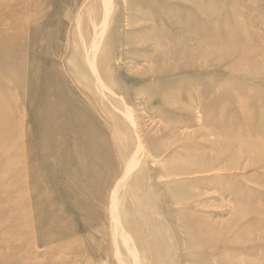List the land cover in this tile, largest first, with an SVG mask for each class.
Wrapping results in <instances>:
<instances>
[{"label":"rangeland","instance_id":"1","mask_svg":"<svg viewBox=\"0 0 264 264\" xmlns=\"http://www.w3.org/2000/svg\"><path fill=\"white\" fill-rule=\"evenodd\" d=\"M92 1L0 0V264H119L109 206L120 159L114 145L110 161L74 151L78 126L64 138L53 123L61 96L47 75ZM112 4L105 55L127 110L114 121L121 145L148 154L122 197L142 264L157 244L163 264H264V0Z\"/></svg>","mask_w":264,"mask_h":264},{"label":"bare ground","instance_id":"2","mask_svg":"<svg viewBox=\"0 0 264 264\" xmlns=\"http://www.w3.org/2000/svg\"><path fill=\"white\" fill-rule=\"evenodd\" d=\"M113 9L112 0L92 1L90 6L86 9L88 21L85 23L84 27L80 28L79 19H77L76 26L79 27V30H74L72 36H69V34L67 35V46L61 47L56 56L57 63L51 67L53 68L52 73L50 74L48 72L47 75L48 79L51 77L52 79H56L55 85L50 88L52 93L55 94L56 92L61 96V100L58 102V119L54 117L53 123H61V132L64 138H66V134L69 133L68 131L72 130L74 125L78 126L77 131L74 133L72 130V132H70L72 136L66 138L71 140L70 144L74 146V151L86 153V149L84 148V145L86 144L88 145L87 148H89L87 149V153L91 155V157L92 151L95 149L98 156L102 155L107 161H110L113 159L112 145H114L115 152L122 165V174L116 179L113 190L111 191V201L109 206L113 217V243L111 242V248L117 257L119 264H142V260L138 257L137 250L133 245L131 237L125 232L122 225L124 215L127 216V213H124L122 208V197H124L123 194L128 182L127 180L140 173L139 171L142 169V164H145L148 154L137 142V144H135L134 141L133 143L131 141L130 145H126L125 147L121 145L120 139L124 134V124L122 125L114 121L120 119V116H126L127 110L124 106L123 100H121L123 96L118 97L114 91L115 86H113L114 83L111 82L112 70L107 62L109 57L105 55L107 45L106 33L110 22L109 17ZM13 40V44L16 47L18 41L15 39ZM64 58H66V60ZM79 92L82 93L83 97V101L80 102L82 108L78 104L77 97L75 98V93L78 94ZM71 94L74 95V98L73 100H68L66 96ZM49 109L50 108L46 109L47 116L52 115L53 113L51 110L49 111ZM81 112H84V114H80ZM85 115L87 116L85 117ZM82 138H85L86 141L83 145L80 143ZM137 138H140V136L138 137V134ZM59 141L63 146L59 152L61 153L62 158H67V156L71 154L69 152L70 150H67L69 145H67L68 141L63 138H60ZM96 141H103V146L98 147L97 145V147H95L94 143ZM106 166H108V162ZM137 183H139V181ZM129 187H132V185H129ZM133 190L135 191V189ZM131 192L129 191L128 193L131 194ZM134 193L130 195L131 201L129 202V206H131V210L129 208L128 211L131 212L133 217L143 219L144 215L141 213V211L144 210L143 205L140 203L141 201L139 202L138 195L136 197V194ZM143 226L146 227L145 224ZM155 248L157 251L153 262L154 264H163V249L160 244H157Z\"/></svg>","mask_w":264,"mask_h":264}]
</instances>
